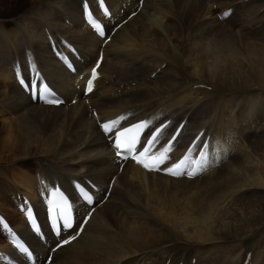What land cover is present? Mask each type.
Instances as JSON below:
<instances>
[{"label":"bare ground","instance_id":"bare-ground-1","mask_svg":"<svg viewBox=\"0 0 264 264\" xmlns=\"http://www.w3.org/2000/svg\"><path fill=\"white\" fill-rule=\"evenodd\" d=\"M79 2L26 0L16 11L17 0H0V211L26 235L11 208L16 192L34 197L36 174L63 185L90 179L98 200L113 176L105 202L49 264H241L246 252L247 264H264V1L142 0L128 17L138 0H106L107 32L125 23L103 47L85 98L80 75L101 40L81 21ZM47 33L77 47L75 73L49 54ZM29 62L63 105L33 104L19 89L11 69ZM92 112L120 125L185 117L165 163L204 128L209 165L193 179L130 162L119 171ZM27 238L40 260L55 244ZM0 248L10 250L1 240Z\"/></svg>","mask_w":264,"mask_h":264},{"label":"snow or ice","instance_id":"snow-or-ice-1","mask_svg":"<svg viewBox=\"0 0 264 264\" xmlns=\"http://www.w3.org/2000/svg\"><path fill=\"white\" fill-rule=\"evenodd\" d=\"M100 4L103 5V0H99ZM105 11H107L105 9ZM231 10L225 11L224 16L227 17L230 15ZM88 21L93 25V27L99 29L100 26L92 17V13H87ZM101 35L103 32L101 30ZM99 67V63L96 67H94L91 71V78L88 80L87 84V91H92L93 88V81L97 78V68ZM33 90H37L36 86L33 85ZM41 96L50 94V89L47 85L40 86L38 89ZM49 103H59L58 100H50ZM120 119H123L121 117ZM119 123V121H112L110 123H105L102 125L103 130L105 133H112L115 126ZM148 127L147 121H141L140 123L134 124L131 127L123 128L121 131H116L114 137H110L114 139V147L117 150V156H124L127 158V155H131L133 159L136 160L137 163L143 165L144 168L148 169L149 171L152 170H160V165L164 164L166 160L169 159L167 153L172 148V142L170 141L167 146H165L161 151L158 153H153L152 149L154 148L155 144L159 142V137L163 132L165 126L158 128L152 134L151 138H149L146 142V145L143 147L142 151L137 152V145L140 143V136L142 130ZM175 136H173V140H175ZM199 139V137H197ZM207 147V146H205ZM192 149H189V153H191ZM127 154V155H125ZM209 165V160L207 159V153L205 151H201L200 157L197 160H192L188 154L179 160L178 163L172 165L170 168L164 169L168 174L172 176H181L187 175L189 177L196 176L198 173L204 171L206 167ZM190 169V170H188ZM59 193V190L56 189L52 192V196L56 197ZM85 199L91 200V198L85 195ZM49 203L52 205L49 209L51 213V218L53 223L57 221L59 218L64 222V226L72 227L71 223V214H70V205H68L63 198L61 197L60 201L53 199L50 200ZM91 213L88 214V218H90ZM28 218L32 220L33 227L39 231V228L35 225V221L32 218L31 209L28 210ZM88 218L85 219L84 223H87ZM7 228V225H4ZM83 230V226H81L80 231ZM79 233H77L78 235ZM15 235V234H13ZM76 239V236L71 237L70 239L63 240L57 244V248H61L64 245H68L71 243L72 240ZM22 247V246H21ZM23 251L27 252V248H23Z\"/></svg>","mask_w":264,"mask_h":264},{"label":"rangeland","instance_id":"rangeland-1","mask_svg":"<svg viewBox=\"0 0 264 264\" xmlns=\"http://www.w3.org/2000/svg\"><path fill=\"white\" fill-rule=\"evenodd\" d=\"M258 1H261V0H258ZM264 1V0H263ZM24 2H26V0H17V5H16V7H15V9H16V11L18 10V9H20V8H23L24 7ZM246 4V3H245ZM253 4V2H251L250 4H248L247 6H249V5H252ZM243 7L245 6V7H247L246 5H242ZM259 10V9H258ZM14 11V10H13ZM16 11H14V13L16 12ZM11 15V14H10ZM1 197V196H0ZM2 199V198H1ZM0 203H1V200H0ZM4 203V202H3ZM3 203H1L2 205H3Z\"/></svg>","mask_w":264,"mask_h":264}]
</instances>
